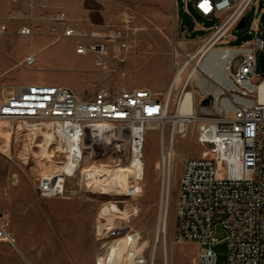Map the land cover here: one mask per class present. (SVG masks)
<instances>
[{
  "label": "rangeland",
  "instance_id": "1",
  "mask_svg": "<svg viewBox=\"0 0 264 264\" xmlns=\"http://www.w3.org/2000/svg\"><path fill=\"white\" fill-rule=\"evenodd\" d=\"M78 1L82 9L80 13L73 0H0V25L7 26L6 32L0 34V90H4L1 85H7L1 95H8L15 85L31 84L27 83L29 81L66 85L74 90H84V95L89 97L102 87L115 91L148 87L166 94L176 74L174 39L177 29L180 37L187 31L188 40L179 41L185 54L189 55L202 46L209 33L206 29L188 31L186 25H181L177 9L182 15L186 7L184 0H177V5L175 0H102L100 6H107L109 11L105 15L88 14V0H76V4ZM260 6L264 7V0H260ZM188 7L202 26H214L219 22L199 14L192 4ZM255 10L253 5L247 12L246 27L235 28L224 38H231L227 45L238 46L255 37V31L251 29ZM259 26L264 31V12ZM25 27L30 29L28 34L22 32ZM68 28L77 33L66 34ZM123 40L128 42V48L121 46ZM92 43L106 45L104 65L97 63L96 53L77 51L80 44ZM31 54L37 57L33 65L20 64ZM179 57L184 63V55ZM197 59L198 56L193 62ZM240 62L241 56L238 55L232 72H236ZM192 67L190 62L183 71L182 81L175 84L169 115L178 113L179 97L184 91L191 90L199 117L224 118L226 110L221 105V109H215V97L211 91L200 89L192 81L187 90H182ZM258 72L256 82L264 77V49L258 53ZM231 93L229 91L221 97ZM32 123L0 118V214L9 217L16 236V246L5 242L15 252L16 264H19V258L23 264H97L98 258L103 256V264H119L127 255L124 242L132 234H124L114 241L97 235V227L106 217L103 209L115 200L128 211V217L114 216V224L133 226L132 233L138 232L140 237L136 247L149 261L153 260L154 264H166V260L168 264H198L200 246L195 242L178 241L176 237V211L184 163L187 158L199 157L206 151L198 141L201 120L190 123L188 132L177 133L175 139L171 137L173 120H167L163 141L159 130L148 129L144 142L145 166L142 171L136 166L132 168L135 174H143L140 184L137 183L138 190L141 187L142 190L134 196L89 190L80 173L67 180L63 196L38 195L35 189L38 178L45 171L55 170V162L63 159V154L54 151L52 159L55 162L40 157L39 144L44 143L43 137L26 131V126ZM180 123H177L178 127L185 126ZM9 131V145L4 151L1 148L6 144ZM34 134L37 138L33 143ZM163 143L166 154L173 148L172 182L166 204L167 230L158 237L163 191L166 190L163 189ZM53 148L56 147L50 146L51 151ZM111 159L112 156H106L96 160L89 149L82 167L88 164L99 167L102 163L114 165ZM19 234L32 244L37 263L24 258ZM225 234L217 225L215 236L221 239ZM147 241L148 245H145ZM215 250L217 264H228L227 243L221 242Z\"/></svg>",
  "mask_w": 264,
  "mask_h": 264
},
{
  "label": "built area",
  "instance_id": "2",
  "mask_svg": "<svg viewBox=\"0 0 264 264\" xmlns=\"http://www.w3.org/2000/svg\"><path fill=\"white\" fill-rule=\"evenodd\" d=\"M184 1V10L189 13L192 14L188 5L192 4L202 16L219 21L205 27L193 16L194 30L206 29L209 33L202 46L193 53L198 59L190 72L191 77L195 69L202 71L210 67L212 50L231 47L227 58V80L237 98L221 104L226 110L224 118L200 117L198 141L206 151L199 157L187 158L184 163L177 197L176 237L178 241L195 242L200 246L198 264H217L215 246L221 242L228 245V264H264V102L258 95L264 77L255 81L259 75L258 53L264 49V31L255 23L251 28L255 37L238 46L227 45L230 37L224 39L237 28L253 5L256 6L255 15L258 14L260 0ZM175 2L177 5V0ZM177 17L181 20L178 9ZM6 29L5 24L0 25V34ZM67 31L66 34L77 33L75 29L68 28ZM22 32L28 34L30 29L25 27ZM185 33L180 37L178 28L175 34L176 74L183 73L191 62L192 54H185L179 41L188 40ZM223 43L226 45H221ZM121 46L128 48V42L123 40ZM77 51L94 52L98 55L97 63L105 64L107 48L103 43L80 44ZM182 55L184 63L179 60ZM238 55L241 62L236 72H232ZM36 60V55L31 54L20 64L33 65ZM188 84L185 82L182 90H187ZM173 86L172 83L169 90ZM6 87L1 85L4 90L0 92ZM171 99L172 94H161L148 87L120 91L102 87L89 97L66 85L36 82L15 85L6 96L0 93V118L33 122L26 126V131L36 132L43 137L44 143V134L50 133L48 147L55 146V151L63 154V159L56 162L52 159L57 164L55 170L45 171L38 178L35 186L38 195L63 196L67 180L77 173L81 174L89 190L102 193L99 188L105 181L102 166L91 165L90 168L95 169L93 175L86 174L82 167L87 151L90 149L96 160L112 156L115 165L144 159L143 144L150 122L157 121L154 129L159 130L164 140L167 121L163 120L169 115ZM181 99L182 96L178 99L177 110ZM192 122L187 120L185 129L173 125L172 139L177 133L186 134ZM36 136H32L33 143ZM161 150L163 189L168 190L172 182V163L166 164V153L163 147ZM69 163L74 164L71 172L64 168ZM142 178L143 174L136 176V182L140 184ZM141 190L142 187L128 195H137ZM114 202L118 204L116 200ZM217 225L226 233L221 239L215 236ZM132 231L131 224L109 225L106 217L97 227L99 238L111 240L134 234ZM0 241L17 245L10 219L4 213L0 214ZM138 249L134 264H154ZM103 257L98 258L97 264H103Z\"/></svg>",
  "mask_w": 264,
  "mask_h": 264
},
{
  "label": "bare ground",
  "instance_id": "3",
  "mask_svg": "<svg viewBox=\"0 0 264 264\" xmlns=\"http://www.w3.org/2000/svg\"><path fill=\"white\" fill-rule=\"evenodd\" d=\"M233 48L231 47H221L217 48L211 51L212 59L211 63L209 64L210 67H208L206 70L202 69V71H199L198 69H195L193 76L191 77V73H189L186 76V82H194L197 87H199L202 90H209L211 93L214 94L215 101H214V107L215 109H219L220 105L226 101H232L237 98V94H229L228 96L221 97L223 94L227 93L231 89V85L229 84L227 80V74L228 68H227V58L229 53L232 51ZM194 54L191 55L190 61L193 63V66L196 65L195 62H193ZM204 66V64L202 65ZM205 70V72H204ZM193 78V79H192ZM183 79V73L177 72L175 74L173 79V85L179 83ZM173 86V88H174ZM171 87V85H170ZM170 87L167 89V93L172 94V90H169ZM259 100L264 102V82H262L259 85ZM221 109V108H220ZM167 120H173L174 125L181 121L180 124L185 125L182 126V129L186 128V122L188 121H197L200 120V117L195 111V96L194 92L191 90L184 91L182 95V99L178 105V114L174 116L167 115V117L163 121ZM24 126V125H23ZM154 127H157V121L156 122H150L148 129ZM35 135V134H34ZM33 135V136H34ZM46 142L43 144H39L40 146V157L42 158H48L51 161L52 156L55 155L53 152L55 149L53 148V151H51L50 147H48V143L50 141V138L52 137L50 133L46 132L45 134ZM144 147V144H143ZM164 143H163V149H164ZM59 149V148H58ZM173 160V148L169 149V151L166 154V164L172 163ZM91 165L94 164H88L84 165V171L86 174L93 175L95 170ZM57 166V165H56ZM74 164L69 163L64 166V168L71 172L73 169ZM102 176L104 177V184H102L99 188L101 189L100 192L108 194V192L111 189L116 190L120 194H130L133 191L138 190L137 182H136V176H140L138 174H135L132 172L133 167H138L140 171L145 166V161L143 158L134 160L128 165H105L102 164ZM93 172V173H92ZM96 173H100L99 171ZM142 175V174H141ZM134 187V188H133ZM169 190L163 191V198H162V211L160 214V221L159 226L157 228V234L159 235L167 230V223H168V212L166 209L167 199L169 196ZM103 214L106 216V219L108 220L109 225H114L113 218L114 216L127 218L128 217V211L121 208L117 203L110 202L108 203V206H106L103 209ZM103 216V215H102ZM115 219V218H114ZM158 225V224H157ZM139 238V233L136 232L132 234L128 239L125 240L124 246L126 249V256L121 259V262L119 264H134V257L138 253V248L136 247V243ZM114 241V240H113ZM112 241V242H113ZM111 242V243H112ZM145 245H148V241ZM155 249V248H154ZM155 253V252H154ZM166 264H168V261L166 260Z\"/></svg>",
  "mask_w": 264,
  "mask_h": 264
},
{
  "label": "crops",
  "instance_id": "4",
  "mask_svg": "<svg viewBox=\"0 0 264 264\" xmlns=\"http://www.w3.org/2000/svg\"><path fill=\"white\" fill-rule=\"evenodd\" d=\"M101 2H102V0H88L89 7H88L87 13L88 14H95V15L109 14L107 6H104V7L100 6ZM73 5H74V7L77 8V10L80 13V11L82 10L81 6H80V2L78 1L76 4V0H73ZM112 9H114V6H112ZM263 12H264V7H261L260 3H259L258 14L255 15L256 20H255V18L253 19V21L255 20L254 24L256 23L259 26V21L261 19ZM82 13H84V12L82 11ZM4 68H6V67H4ZM39 81H43V80H39ZM27 83H33V81H29ZM76 91L78 93L84 95V90H76ZM10 134H11V131H9L8 134L6 135V144H4V147L1 148L4 151L6 150V148L9 145ZM19 238H20V249H21L22 254L24 255V258L31 263H35V262L37 263L38 258L36 257L35 252L32 250V244L29 242H26L20 234H19ZM9 248H10V246L7 243L0 242V252H2V253H0V263L16 264V261H15L16 254H15V252H12ZM4 252H6V253H4ZM19 259H20L19 264H23L24 262H22L23 261L22 258H19ZM55 264H60V263H55Z\"/></svg>",
  "mask_w": 264,
  "mask_h": 264
},
{
  "label": "water",
  "instance_id": "5",
  "mask_svg": "<svg viewBox=\"0 0 264 264\" xmlns=\"http://www.w3.org/2000/svg\"><path fill=\"white\" fill-rule=\"evenodd\" d=\"M181 25H186L189 31H193L195 29V20L193 15L189 13L187 10H183L181 15ZM247 26L246 17H243L237 28H243Z\"/></svg>",
  "mask_w": 264,
  "mask_h": 264
}]
</instances>
